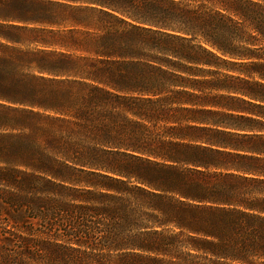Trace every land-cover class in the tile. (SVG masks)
I'll list each match as a JSON object with an SVG mask.
<instances>
[{
	"label": "trees",
	"instance_id": "1",
	"mask_svg": "<svg viewBox=\"0 0 264 264\" xmlns=\"http://www.w3.org/2000/svg\"><path fill=\"white\" fill-rule=\"evenodd\" d=\"M0 163V264H264V0H0Z\"/></svg>",
	"mask_w": 264,
	"mask_h": 264
},
{
	"label": "rangeland",
	"instance_id": "2",
	"mask_svg": "<svg viewBox=\"0 0 264 264\" xmlns=\"http://www.w3.org/2000/svg\"><path fill=\"white\" fill-rule=\"evenodd\" d=\"M150 55L153 56V58L156 59H148L150 60V62H148L149 64H151V66H149L148 68H145L146 70L150 71L149 75L152 78L151 83H154V81H159L161 79V81H165L168 82L169 80H171L172 77H167L165 74H163V72H170L171 74H178L179 72L177 71V69L175 68L178 64V61L170 56H167L165 54L162 53H158V52H150ZM145 62V60L143 61ZM232 63L227 62L226 64H222L220 67L216 68V67H204L205 69H209V71L207 73H202L204 75V77H198V78H193L187 75H184L187 78H193V79H199V80H212V81H226V84H231L233 86L236 87H240L241 84L236 83L232 80H226V79H230V77H238L240 76V73L238 70H240L241 68L238 66H234L231 65ZM146 67V66H145ZM170 90H175V88H170ZM207 94L211 95V96H215V95H224V96H231V97H239L236 96L234 94H228L226 92H218V91H206ZM229 105L232 104H236L234 102L228 101L226 102ZM240 106V105H238ZM177 106H173V108H176ZM163 109H166V106H164L163 103ZM171 126L176 127V124H173ZM149 130H150V134L152 137H154L155 134H160L163 131H165V125L163 124H157L154 125L153 123L148 124ZM5 164L0 163V167H4ZM22 169H26L25 167H22ZM0 212H1V208H0ZM2 214V213H0Z\"/></svg>",
	"mask_w": 264,
	"mask_h": 264
}]
</instances>
